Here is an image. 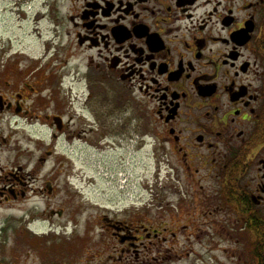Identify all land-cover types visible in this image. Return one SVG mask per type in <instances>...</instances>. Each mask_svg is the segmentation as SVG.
Listing matches in <instances>:
<instances>
[{"label": "flooded vegetation", "instance_id": "1", "mask_svg": "<svg viewBox=\"0 0 264 264\" xmlns=\"http://www.w3.org/2000/svg\"><path fill=\"white\" fill-rule=\"evenodd\" d=\"M39 7L53 15L58 47L44 59L56 64L0 65V264H264V0ZM110 121L130 127L123 144ZM137 139L129 155L141 167L149 148L172 185L154 201L172 198L175 212L127 208L123 193L82 229L55 225L64 214L45 205L47 179L72 173L81 148L114 152L113 180ZM215 234L217 246L202 244Z\"/></svg>", "mask_w": 264, "mask_h": 264}, {"label": "rangeland", "instance_id": "2", "mask_svg": "<svg viewBox=\"0 0 264 264\" xmlns=\"http://www.w3.org/2000/svg\"><path fill=\"white\" fill-rule=\"evenodd\" d=\"M20 2L21 0H0V65L7 64L14 69H24L29 64L39 65L41 59H43L42 63L44 60L45 62L49 60L50 63L52 62L51 64H56L52 57L44 59L47 47L52 49L50 52L52 54L58 47L56 41L52 42L54 37L53 15L49 14L47 9L41 8L39 11L41 0H32V4L28 6V9L26 8V12L23 14L19 10ZM77 89L79 86H75V90ZM108 125L113 136L112 143L123 144V134L126 131L130 133V127L128 128L124 122L117 121H110ZM138 142L137 139L135 145L132 141L126 143L128 147L126 172L120 173V176H116L113 180L110 178L112 173L107 174V170L112 169L114 152L106 153L99 158L88 150L87 152L81 150V148H79L77 157L74 158L75 169L72 173L63 171L58 174L56 179L48 178L47 185L51 183L50 186H53L54 189H52L51 195L44 192L45 205L48 210H63L64 214L61 221L55 220V225L72 229L74 223L76 229H82V220L91 217L97 218L105 212V209L113 207L111 202H114L117 197L123 196V193L127 208L131 203L136 202L135 207L146 208L151 213L161 214L163 211L174 213L175 205L170 203L172 198L162 203L154 201L153 193L163 198L170 191L172 185L167 182V172L161 173V182H158V173L154 169L155 165L149 148L146 147L142 150L141 167H138V162L140 163L138 156L136 159L129 155L131 152L128 149H131V146H138ZM31 205L42 210L41 203ZM181 209L185 208L181 207ZM68 214L76 216L71 217V221ZM7 215V210L0 214V230L4 231L2 235L0 233V255L2 256H6ZM217 217L214 218V221L218 220V223L222 224V217ZM35 219L41 221L39 217ZM93 226L97 235L99 225L94 223ZM212 228L217 229V224ZM218 240L215 234L212 237L207 236L202 244L209 246ZM2 242L4 244H1ZM214 245L217 246L218 243Z\"/></svg>", "mask_w": 264, "mask_h": 264}]
</instances>
